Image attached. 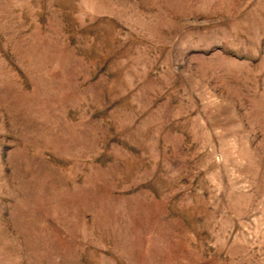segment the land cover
Wrapping results in <instances>:
<instances>
[{
    "label": "rangeland",
    "instance_id": "obj_1",
    "mask_svg": "<svg viewBox=\"0 0 264 264\" xmlns=\"http://www.w3.org/2000/svg\"><path fill=\"white\" fill-rule=\"evenodd\" d=\"M0 264H264V0H0Z\"/></svg>",
    "mask_w": 264,
    "mask_h": 264
}]
</instances>
